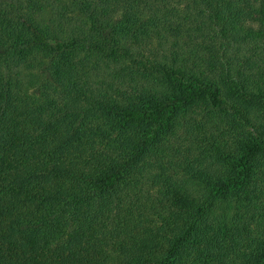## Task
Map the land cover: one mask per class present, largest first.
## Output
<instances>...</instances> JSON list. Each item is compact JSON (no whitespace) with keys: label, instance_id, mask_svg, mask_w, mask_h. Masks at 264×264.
I'll return each mask as SVG.
<instances>
[{"label":"trees","instance_id":"16d2710c","mask_svg":"<svg viewBox=\"0 0 264 264\" xmlns=\"http://www.w3.org/2000/svg\"><path fill=\"white\" fill-rule=\"evenodd\" d=\"M0 264H264V0H0Z\"/></svg>","mask_w":264,"mask_h":264}]
</instances>
